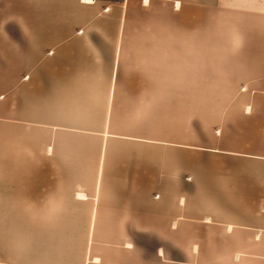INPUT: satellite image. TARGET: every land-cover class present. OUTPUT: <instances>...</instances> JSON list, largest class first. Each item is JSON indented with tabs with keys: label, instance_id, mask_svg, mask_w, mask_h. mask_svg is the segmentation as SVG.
I'll return each mask as SVG.
<instances>
[{
	"label": "crops",
	"instance_id": "obj_1",
	"mask_svg": "<svg viewBox=\"0 0 264 264\" xmlns=\"http://www.w3.org/2000/svg\"><path fill=\"white\" fill-rule=\"evenodd\" d=\"M0 130L58 172L0 264H264V0H0Z\"/></svg>",
	"mask_w": 264,
	"mask_h": 264
},
{
	"label": "rangeland",
	"instance_id": "obj_2",
	"mask_svg": "<svg viewBox=\"0 0 264 264\" xmlns=\"http://www.w3.org/2000/svg\"><path fill=\"white\" fill-rule=\"evenodd\" d=\"M194 82L201 83V80L195 79ZM194 89L195 102L192 110L191 104L178 103L170 112H166L168 118L164 120L169 128L186 130L187 125H190L194 130H207L218 125L223 108L231 105L202 101L212 98L207 95L217 93V88L195 86ZM24 134V130H18V136L12 138L15 134L11 136L8 130L1 134L0 130V208L12 207L18 211V214H0V254L3 255L18 254L24 250L20 243L13 246L10 241L24 239L26 225L32 219L42 217L25 213L27 207L34 205L31 203L33 200L36 202L35 206L43 205L42 175L58 174L57 168L46 166L47 162L42 159L44 152L40 148V135L31 140L34 142L29 141L32 144L27 145ZM13 142L18 143L15 150ZM13 218L16 222H13Z\"/></svg>",
	"mask_w": 264,
	"mask_h": 264
},
{
	"label": "bare ground",
	"instance_id": "obj_3",
	"mask_svg": "<svg viewBox=\"0 0 264 264\" xmlns=\"http://www.w3.org/2000/svg\"><path fill=\"white\" fill-rule=\"evenodd\" d=\"M145 1H147V0H145Z\"/></svg>",
	"mask_w": 264,
	"mask_h": 264
}]
</instances>
